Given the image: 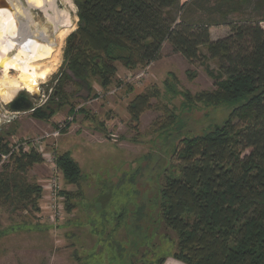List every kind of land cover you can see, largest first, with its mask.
I'll return each instance as SVG.
<instances>
[{
	"label": "trees",
	"instance_id": "16d2710c",
	"mask_svg": "<svg viewBox=\"0 0 264 264\" xmlns=\"http://www.w3.org/2000/svg\"><path fill=\"white\" fill-rule=\"evenodd\" d=\"M74 1L79 25L66 41L56 89L31 117L49 121L70 96L84 88L91 94L95 83L107 90L116 81L118 63L128 71L143 68L160 58L165 44L190 64L202 63L216 79L215 90L192 95L178 92L170 81L167 90L182 95L185 107L201 103L231 110L222 124L180 136L172 160L181 172L166 176L158 201L162 222L148 225L172 242V251L158 264L168 257L185 264H264V12L259 16L264 0ZM254 4L257 10L251 13ZM213 28H226L229 35L213 41ZM169 76L178 82L173 73ZM69 83L76 95L67 90ZM151 91L136 95L128 106L136 127L151 109ZM175 118L169 116L165 127ZM0 151L11 152L2 138ZM9 161L0 170V207L40 219L43 188L28 178L42 164L40 155L13 153ZM58 166L67 185L80 183L82 170L70 152L59 155ZM60 195L71 211L77 195L64 190ZM4 235L0 231V238Z\"/></svg>",
	"mask_w": 264,
	"mask_h": 264
},
{
	"label": "rangeland",
	"instance_id": "374dc122",
	"mask_svg": "<svg viewBox=\"0 0 264 264\" xmlns=\"http://www.w3.org/2000/svg\"><path fill=\"white\" fill-rule=\"evenodd\" d=\"M12 1L19 3V0ZM256 7L254 4L250 12L255 13ZM57 8L70 13L74 23L60 35V46L58 34H52L53 25L46 20L44 12L30 9L37 28H48L50 41H54L56 36L58 65L46 79L40 80L35 90L17 89L10 100L3 95L0 86V138L10 149L24 140L42 138L40 154L31 151L40 155L42 164L33 167L28 174L29 180L42 186L45 179L52 176L61 192H73L77 196L71 201L74 208L68 211L60 195L61 217L56 226L49 223L51 216L46 210L38 219L34 214L35 218H30L24 212L12 213L0 207V231L6 233L0 238V264H158L159 259L173 249L172 242L165 238L162 230L160 234L152 232L153 227L148 225L162 222L158 201L160 186L165 184L166 176L178 177L181 172L179 162L172 160L174 152L187 131L199 135L222 124L231 108L229 105L208 107L201 103L185 107L182 95L168 91L167 81L175 84L178 92L196 95L213 91L216 79L202 63L190 64L165 44L149 76L133 83L135 85L125 84L126 75L121 70L120 77L117 74L115 83L107 90L95 83L91 94L84 88L77 97L70 96L69 104L55 110L49 121L34 119L29 111L12 112L8 103L21 91L29 92L36 109L45 105L56 89V78L65 61L66 41L79 25L78 7L74 0H58ZM19 12L17 17L23 14V11ZM263 12L259 14L260 18ZM25 28L24 39L26 35L38 39L36 27L32 26V29L27 25ZM216 35L219 34L214 32V37ZM43 63L37 64L35 69ZM210 65L216 73L217 64L212 62ZM117 67L124 68L120 63ZM139 70L141 68L132 72L136 75ZM169 73H173L178 82ZM9 76L16 78L19 73L11 69ZM2 77L0 66V79ZM122 85L125 86L116 94H108ZM67 90L74 95L78 93L72 83L68 84ZM149 90L155 94L150 102L151 109L141 116L136 127L128 106L136 95ZM79 107L85 112H81ZM72 108L75 112H71ZM171 115L176 120L165 127ZM71 117L73 122H69ZM67 123L70 127L65 132ZM181 129L183 133L179 132ZM66 152H70L82 170L83 177L76 186L67 185L61 169L58 166V173L56 161L52 158L56 155L58 165L59 155ZM2 153L0 151V155ZM9 162L6 160L4 164ZM41 203L45 208L43 198ZM144 204L147 205L145 210L142 209Z\"/></svg>",
	"mask_w": 264,
	"mask_h": 264
},
{
	"label": "bare ground",
	"instance_id": "6f19581e",
	"mask_svg": "<svg viewBox=\"0 0 264 264\" xmlns=\"http://www.w3.org/2000/svg\"><path fill=\"white\" fill-rule=\"evenodd\" d=\"M23 1L19 0L17 4L12 0H6L5 6L0 7V66L3 73L0 86L7 100L13 97L17 89H25L29 92L35 90L40 80L46 79L57 68L55 48H59V37L64 30L72 28L74 24L70 13L53 8L55 5L57 7L58 0H26L24 1L26 6ZM30 8L44 12L47 16L46 20L53 25L52 34L55 32L58 34V45L55 42L56 36L54 41H50L51 37H47L48 28H37L35 20L31 17ZM17 11H23L21 17L16 16ZM27 25L30 28L36 27L34 29L38 33L37 38L42 42L34 41L31 37L24 39L23 32L26 31ZM42 63L43 66L38 67V70L35 69L37 64ZM11 69L17 71L19 76L16 78L9 76Z\"/></svg>",
	"mask_w": 264,
	"mask_h": 264
},
{
	"label": "built area",
	"instance_id": "2783aa9c",
	"mask_svg": "<svg viewBox=\"0 0 264 264\" xmlns=\"http://www.w3.org/2000/svg\"><path fill=\"white\" fill-rule=\"evenodd\" d=\"M154 62H151L150 64H148L147 66L141 68V70H139V72L135 73L136 75H134V72L130 71L125 79L126 82L125 84H132L135 85L133 83L141 81L145 78H147L152 70V68L154 67ZM137 84V83H136ZM125 85H122L120 87H117V89H115L114 91H109L108 94L109 95H114L117 92H119ZM98 100V99H97ZM80 108V107H79ZM74 118H70L69 122H73ZM69 123H67L68 125ZM67 125L65 126V128L67 127ZM41 140L42 138H35L34 140H24L23 142L19 143L17 146L14 145V147L11 150V152L9 154H1L0 155V168H2L3 165H5V161L9 160L10 156L15 153V152H19L22 154H29L32 153L31 151H36L37 153H39L41 151ZM40 154V153H39ZM52 158L55 162V168L57 170L58 173H60L58 165H57V157L55 155V157L52 155ZM51 167V166H49ZM51 171V174L53 175V171ZM43 188V193L46 192V194H43V200H45V208L42 207V203H41V209H42V213H45L43 210L47 211V214H49L51 216V221L49 222L51 225L56 226V224L58 223V221L60 220L61 217V198H60V187L58 185V182L52 178H48L45 179L44 184L42 185Z\"/></svg>",
	"mask_w": 264,
	"mask_h": 264
},
{
	"label": "water",
	"instance_id": "95a60500",
	"mask_svg": "<svg viewBox=\"0 0 264 264\" xmlns=\"http://www.w3.org/2000/svg\"><path fill=\"white\" fill-rule=\"evenodd\" d=\"M24 1L26 2V0H24ZM0 6H5V2L3 0L1 1ZM53 8L57 10L56 5L53 6ZM32 9L35 11L39 10V9H34V8H32ZM26 36L28 38H30L29 35H26ZM31 38H33L32 40H34V41L37 40L39 42H42L40 39H35L33 36ZM8 107L14 113H21V112H28V111L33 112L35 110L34 103L30 98L29 92H25V91H21L14 100L9 102Z\"/></svg>",
	"mask_w": 264,
	"mask_h": 264
},
{
	"label": "crops",
	"instance_id": "0c3cea01",
	"mask_svg": "<svg viewBox=\"0 0 264 264\" xmlns=\"http://www.w3.org/2000/svg\"><path fill=\"white\" fill-rule=\"evenodd\" d=\"M190 1L191 0H180L181 5H184V4H186V3L190 2ZM218 31H220V33ZM214 32H217L219 35H216V37H214ZM210 34H211V39L213 41H215V40L224 38L227 35H229V30L226 29V28H213V29H211ZM121 70H124V72H125V74H123V75H127L130 72V71L126 70L125 68H123V69L118 68V75H119V77H120V71ZM164 264H185V263H183L181 261H178L176 259H173V258H169V259L166 260V262Z\"/></svg>",
	"mask_w": 264,
	"mask_h": 264
},
{
	"label": "flooded vegetation",
	"instance_id": "af4514ba",
	"mask_svg": "<svg viewBox=\"0 0 264 264\" xmlns=\"http://www.w3.org/2000/svg\"><path fill=\"white\" fill-rule=\"evenodd\" d=\"M37 11H39V10H37ZM42 12V11H41ZM60 39V38H59ZM59 46H60V40H59Z\"/></svg>",
	"mask_w": 264,
	"mask_h": 264
}]
</instances>
